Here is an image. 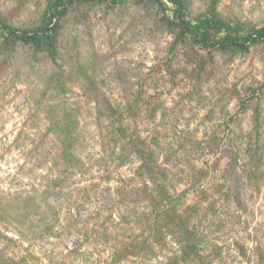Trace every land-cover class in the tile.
<instances>
[{
  "label": "rangeland",
  "instance_id": "obj_1",
  "mask_svg": "<svg viewBox=\"0 0 264 264\" xmlns=\"http://www.w3.org/2000/svg\"><path fill=\"white\" fill-rule=\"evenodd\" d=\"M53 1L0 0V264H264V0Z\"/></svg>",
  "mask_w": 264,
  "mask_h": 264
},
{
  "label": "trees",
  "instance_id": "obj_2",
  "mask_svg": "<svg viewBox=\"0 0 264 264\" xmlns=\"http://www.w3.org/2000/svg\"><path fill=\"white\" fill-rule=\"evenodd\" d=\"M171 2V4H174V6H179V1L178 0H168ZM54 9H55V14L59 15L62 10L64 9V0H54ZM55 16V15H53ZM181 24L183 26V28H186L187 31H189L191 34L195 35V32H193L190 28L189 23H185L184 21H181ZM193 35V36H194ZM197 37V35H195ZM258 39H260L261 37L264 38V32H259L257 34ZM35 35L32 36V39H35ZM255 41L257 40L256 37L253 38Z\"/></svg>",
  "mask_w": 264,
  "mask_h": 264
}]
</instances>
